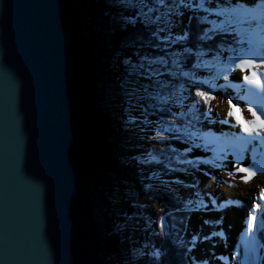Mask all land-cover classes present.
I'll return each mask as SVG.
<instances>
[{
  "label": "rangeland",
  "instance_id": "obj_1",
  "mask_svg": "<svg viewBox=\"0 0 264 264\" xmlns=\"http://www.w3.org/2000/svg\"><path fill=\"white\" fill-rule=\"evenodd\" d=\"M116 1L119 3V9L130 3L135 8L140 7L138 5L139 0ZM204 7L209 8V11L186 9L182 4L181 6H173L171 8L160 7L158 9V16L154 20H151L149 12L144 13L143 16L146 23H153L156 26L158 38L166 46H169L170 41L175 39L176 36H181L184 23L197 11L205 13L204 20L209 24L212 34L214 31L217 35L233 33L238 37L237 46L220 45V51L215 59L204 60L199 58L198 64L201 65L199 67L200 70L189 74L193 79L208 81L210 84L225 85L227 83V87L216 89L212 92L214 98L193 104L192 101H198L200 98L195 96V88L188 77H186L188 82L185 85L163 80L160 76L153 77L159 83L149 87L146 93L140 87V85L148 83L144 79L142 68L126 72L127 76L123 81V89L125 88L126 90L125 95L124 93L122 94L118 86L111 82L112 76L110 75H104L99 81L92 83V93L91 90L88 91L85 84L79 85L82 94L84 93L87 96L90 94L95 97L94 101L96 102L95 105L98 104L99 106L98 110L101 111L104 118L108 119V122L110 120L113 123L112 125L115 124V118L113 117L118 113L117 110L120 108L122 99L125 97L128 102V107L125 110L130 121L129 126L133 127L132 130L117 138L113 147L114 150L111 153L113 154L112 158H115L116 164H118L117 167L119 166L120 169L117 170L118 172L114 171V173L110 171L113 176L117 177H115L114 181L112 180L114 185L107 187V185L100 182H95L93 186L89 183L87 185L83 184L82 192L84 193L80 197V201L78 200V206L82 209L89 207L91 210V217L83 221L85 223V232L88 236L87 240L90 242L96 236H102V239L98 240L99 243L96 244V247L91 242L93 249L91 248L85 259L80 260V249L76 250L75 258L78 260V264H106L107 262H109L108 264H167L163 254L158 260L152 255L154 251L159 250V243L154 234L161 230L159 224L161 220H158L156 214L158 201L153 193V188L171 192L180 201L190 203L187 209L188 216L185 232L181 242H184L189 247L193 261L192 264H203L194 250L199 242L201 243L207 239L210 232L207 230L201 232L198 221L195 224L197 233L194 235L192 233L193 226L190 222L191 217L209 202V195L201 187L200 178L205 176V172L222 157L220 151L215 152L214 144H216L215 140L223 143L224 137L222 134H220L222 137H217V135L215 139L207 137L209 132L206 131V128L210 116H204L198 128L194 125H188L182 128V132H178L176 129L169 131L168 126H164L162 129L160 125L161 120L156 115L146 113L139 106V101L156 99L155 97L161 90L159 85L167 83L168 87L165 90L174 93L173 100H167V106H169V112L172 115L173 113L181 112L194 114L197 109L203 106V103L212 108L213 101L218 92L226 94L227 99H231L233 104L239 109H243L241 97L238 94L240 89L239 83L241 82H237L238 70L235 67L233 58L242 49L247 51L249 44L253 48L264 47V21L260 24L244 22L251 21V17L255 14L245 13L238 9L232 11V0H222V2H218V0H205ZM219 10L224 11L221 15H216V11ZM118 11L120 12V10ZM256 16L264 17V8L258 9ZM158 29H163V31H159ZM165 36L168 37L167 42L163 39ZM66 40L71 42V36L69 37L66 34ZM225 68L230 69L227 82L223 79ZM154 69H158L161 74H164L162 68ZM175 74L176 76L179 75L178 73ZM162 102L165 103L164 101ZM157 132L168 139V141H171V146L176 150L174 152V158L177 161L176 166L157 169L142 162L151 157L150 146L163 145L158 143L160 140L157 138ZM210 136L214 137L213 133H210ZM172 137H179V139H173ZM230 138L233 144L235 138ZM258 142L260 141L258 140ZM261 147L264 148L263 142H261ZM186 148H189L190 151H185ZM200 152L202 154H199ZM136 158L138 159L137 161H135ZM187 161H191L192 163L189 164ZM145 183L148 186H145ZM258 200L261 202L260 199ZM192 202L193 204H191ZM238 204L237 200H235L234 206ZM212 206L213 203L210 207ZM92 221L95 224L90 226ZM241 225L242 229L246 227L243 221ZM103 227L106 233L102 232ZM164 230H166V224L164 225ZM193 236L196 237L195 241L192 240ZM111 240L113 241L111 242ZM243 240L247 243L249 237L244 236ZM260 240L259 235L256 237L255 235H251V240L249 241L256 245ZM120 242L122 247L120 246L121 248L118 250ZM236 247H239V245H236ZM262 249L264 250V244ZM119 251L121 257L119 256ZM251 255L255 260L258 259L259 253L254 249ZM228 260V258L224 259L225 264H231L230 260ZM218 261L221 262V259ZM74 263L76 264L77 261L74 260Z\"/></svg>",
  "mask_w": 264,
  "mask_h": 264
},
{
  "label": "water",
  "instance_id": "obj_2",
  "mask_svg": "<svg viewBox=\"0 0 264 264\" xmlns=\"http://www.w3.org/2000/svg\"><path fill=\"white\" fill-rule=\"evenodd\" d=\"M66 57L60 0H0V264H72Z\"/></svg>",
  "mask_w": 264,
  "mask_h": 264
},
{
  "label": "trees",
  "instance_id": "obj_3",
  "mask_svg": "<svg viewBox=\"0 0 264 264\" xmlns=\"http://www.w3.org/2000/svg\"><path fill=\"white\" fill-rule=\"evenodd\" d=\"M165 2L172 7L181 6L180 0H165ZM60 4L65 40L66 34L72 39L71 42L66 40L67 84L74 135L70 158L77 172V192L71 201L73 220L71 248L72 264H75L74 260L78 264V260L75 258L76 250L80 249L79 259H85L93 246L91 242L96 247L99 239H102V236H96L90 242L87 240L88 236L83 221L91 217V210L89 207L82 209L78 206V200L80 201V197L84 193L82 192L83 184L89 183L93 186L95 182H100L107 187L114 185L113 181L116 176H113L110 171L114 173L119 169V166L117 167L118 164H116L115 158H112L113 154L111 153L117 138L132 130L133 127L129 126L130 121L125 110L128 107V102L125 97L117 110L118 113L113 117L115 124L112 125L113 123L110 120L108 122V119L104 118L101 111L98 110L99 106L95 105V97L90 94L89 96L82 94L79 85L85 84L88 91L91 90L92 93L91 84L99 81L104 75H110L112 76L111 82L118 86L122 94L125 95L123 81L127 76L126 72L140 69L141 65L148 67L150 60L163 56L166 52L169 53L165 57L167 64L153 63L151 67L163 69L164 74L160 76L161 79L185 85L188 79L181 76L180 72L190 74L200 70V68L192 67L194 63L198 64L199 58L215 59L220 51V45L237 46L238 37L233 33L213 35L209 24L204 20L205 13L197 11L190 16L191 19L184 23L180 35L187 32L186 40L166 46L159 40L156 26L153 23H146L143 16L148 12L151 20L158 16V9L164 6L157 4L155 0H139V8L131 6L130 3L120 9L116 0H60ZM201 17H203L202 20ZM204 29L209 30L208 35L213 37L212 40L202 41L199 39ZM184 48L191 49V52H184ZM173 53L179 55H172ZM197 54H199L198 59ZM173 59L180 65L179 68L172 64ZM169 72L179 75L170 76ZM159 95L166 98L171 96L170 100H173L174 93L161 89ZM167 103V101L163 103L158 99L141 100L139 106L146 113L156 115L161 120L162 129L164 126H168L169 131L176 129L178 132H182V128L188 125L199 127L204 118L202 114H199L198 119L197 111L194 114L181 112L183 115L174 116L169 112ZM205 107L206 104L203 103L199 110L202 112ZM162 109H166V111H162ZM158 143L163 145L150 146V156L156 159L148 160L145 165L157 169L176 166L177 161L174 158L176 150L171 146V141L165 138ZM137 160L136 158L135 161ZM144 185L148 186L147 183ZM153 193L158 201L156 214L158 220H161L159 224L162 222L166 224V230L162 231L161 229L154 234L159 243V250L153 253L159 252L160 256L163 254L167 264H192L189 247L181 242L190 203L182 202L171 192L162 189L153 188ZM94 224L92 221L90 226ZM102 232H105L104 227ZM120 246L121 242L118 250L122 247ZM119 256L121 257V254Z\"/></svg>",
  "mask_w": 264,
  "mask_h": 264
},
{
  "label": "bare ground",
  "instance_id": "obj_4",
  "mask_svg": "<svg viewBox=\"0 0 264 264\" xmlns=\"http://www.w3.org/2000/svg\"><path fill=\"white\" fill-rule=\"evenodd\" d=\"M248 6H251V4ZM238 10L243 11L241 9ZM253 14L257 15L258 9ZM254 28L256 29V27ZM237 70V82H241L239 83L238 94L243 98L241 99L243 109H239L233 104V111L243 119L250 121L252 117L247 111V106L253 107L260 114L259 109L264 107V92H260L255 84L244 82L241 79V77L248 74L247 69L241 71L237 68ZM252 71L264 72V68L253 67ZM226 96V94L220 92L216 94L212 104V111L209 114L210 120L207 122L206 131L209 132L207 137L215 139L217 135V137L223 136L224 142L221 143L215 140L214 150L215 152L220 151L222 157L205 172V176L200 178V185L209 195V202L191 217L190 223L193 226L192 233L194 235L197 233L195 224L198 221L200 231L204 232L207 230L210 233L205 241L199 242L195 246L194 252L198 254L199 260L203 264L204 262L206 264H225L224 259L227 258L231 264H264V250L262 249L264 244V212L257 209L254 218V229L251 232L246 230V222L248 214L252 210L253 201L264 206V201L259 202L258 200L261 195L260 190L264 188V148L261 147V142L264 143V132L261 133L260 142L257 139L245 137L235 120L232 117H226V113L229 110L227 103L229 99ZM225 118L228 123H219L220 120ZM210 133H213L214 137L210 136ZM230 137L235 138L233 144ZM199 154L202 153L200 152ZM241 163L252 167L256 172V175L247 183L240 180V176L244 174L236 173L232 168L233 164L238 167ZM229 172H233V176H229ZM235 200L239 203L237 206H234ZM212 201H216L218 205L210 207ZM222 201H231V203L226 204L221 210L219 209V204ZM205 221H208V223H205ZM216 221H219V223H216ZM242 221L246 226L243 229L241 227ZM214 233H223V235H214ZM251 235H255V237L259 235L261 240L254 245L253 242L249 241L251 240ZM244 236L249 237L247 243L243 240ZM236 245H239V247H236ZM254 249L259 253L258 259L255 260L251 255ZM233 253L236 254L235 258H233ZM224 256L225 258H223ZM220 259L221 262L218 261Z\"/></svg>",
  "mask_w": 264,
  "mask_h": 264
},
{
  "label": "snow or ice",
  "instance_id": "obj_5",
  "mask_svg": "<svg viewBox=\"0 0 264 264\" xmlns=\"http://www.w3.org/2000/svg\"><path fill=\"white\" fill-rule=\"evenodd\" d=\"M155 2L159 5H162L164 7L167 8H171L172 6L169 4H166L165 0H155ZM218 2H222V0H218ZM204 3L205 0H187V2H185V0H180V4L183 5L184 8L186 9H203L205 12L209 11V8H205L204 7ZM232 4H233V8L232 11H235L236 9H241L243 10L245 13H254L257 9H262L264 8V0H232ZM249 4H251V6H248ZM227 7V5H226ZM224 10H219L216 11V15H221L223 13ZM179 15V13H177ZM189 19H191V17H189ZM201 20L203 19V17L200 18ZM262 21H264V17L262 16H256L253 15L251 17V21H244V22H254L256 24H260ZM159 31H163V29H158ZM209 30L208 29H204L203 30V34L199 37L200 40L202 41H210L212 40V36L208 35ZM217 33L214 31L213 35H216ZM153 35H155V33H153ZM188 36V33L185 32L184 35L181 36H176L175 39L170 41V44H176L177 42H181V41H185L186 38ZM223 38V36L221 35V39ZM164 41H168V37L165 36L163 37ZM156 47H159V45H156ZM184 52H191V49L189 48H184L183 49ZM169 53H164L163 56H158L156 57L154 60H150L148 62L149 66L148 67H144V65H141V68H143V75H144V79L148 81V83L146 85H140L141 88H143V90L147 93V89L149 87H152L156 84H158L159 82L157 80H154L153 77H159L161 76V72L158 69H154L151 67V65L153 63L155 64H160V65H166L167 64V60L165 59L166 56H168ZM172 55H179L178 53H173ZM243 57V58H241ZM199 58V54H197V59ZM142 59H144L142 57ZM233 62L235 64V67L240 69L241 71H244L245 69L248 70V74L244 75L243 77H241V79L244 82L247 83H253L257 86L258 90L260 92H264V72H255L252 71L253 67L256 68H264V47H260V48H253L251 46V44H249V47L247 49V51H244L243 49L240 51V53L233 58ZM125 63H127V61H125ZM172 64L175 65L177 68L180 67V65L177 63V61L175 59L172 60ZM201 65L200 64H196L194 63L192 65L193 68H199ZM229 68H225L224 69V73H223V79L227 82L229 79ZM167 71V69H166ZM170 76H175V73L169 72L168 73ZM181 76H185L188 77L192 84L193 87L195 88V96L199 97L200 100L198 101H192L193 104H198L200 101H204L206 99H212L214 98L212 96V92L216 89H220V88H224L227 87L228 84L226 83L225 85H215V84H210L208 83V81H201L198 79H193L192 77L189 76V73L187 72H180ZM251 77V79H250ZM161 89H165L168 87V84H160L159 85ZM204 89V90H202ZM158 100L164 101L166 102L167 100H170L172 97L168 96L167 98L164 96H160L159 94H157V96L155 97ZM243 99V98H241ZM179 102V101H177ZM228 103V112L226 113V117H232L236 124L240 126V131L242 133L245 134V137L250 138V139H261V133L264 132V107H261L259 109L260 114H258L257 110H254L253 107L251 106H247V111L248 113H250L252 120H245L242 117L238 116L236 114L235 111H233L234 105L232 103V100L229 99L227 101ZM162 111H166V109H162ZM212 108L206 106L205 109L199 110L197 109V119L199 114H202L203 116L207 117L209 116V114L211 113ZM174 116L176 115H183L182 113H173ZM134 119V118H133ZM146 120V117H145ZM219 123L221 124H226L228 123V120L222 119L219 121ZM236 135V134H234ZM157 138L159 140H164L165 137L161 136L159 134V132H157ZM173 139H179V137H172ZM185 151H190L189 148H186ZM155 157H149L148 160H155ZM148 160L142 161L144 163H147ZM187 163H192L191 161H187ZM232 168L234 170V172L236 173H243L244 175L240 176V180L244 183H247L252 177H254L256 175V172L253 170L252 167L250 166H246L244 164H240V166L237 167V165L233 164ZM233 172H229L228 175L229 176H233ZM213 179H215V177H213ZM177 183H179V181H177ZM261 195L259 197V199L261 201H264V188H262L261 190ZM213 206H216V201H212ZM231 203V201H222L219 204V209H223L225 207L226 204ZM260 209L261 212H264V206H261L260 204H257L255 201H253L252 203V210L249 212L248 214V218H247V231L251 232L254 229V218H255V213L256 210ZM205 223H208V221H205ZM216 223H219V221H216ZM214 235H220L222 236L223 233H214ZM192 240L195 241L196 237L193 236ZM152 255L156 258H159L160 253L159 252H155L152 253ZM233 258H235L236 254L233 253ZM204 264H206V262H204Z\"/></svg>",
  "mask_w": 264,
  "mask_h": 264
},
{
  "label": "flooded vegetation",
  "instance_id": "obj_6",
  "mask_svg": "<svg viewBox=\"0 0 264 264\" xmlns=\"http://www.w3.org/2000/svg\"><path fill=\"white\" fill-rule=\"evenodd\" d=\"M100 252V251H99Z\"/></svg>",
  "mask_w": 264,
  "mask_h": 264
}]
</instances>
